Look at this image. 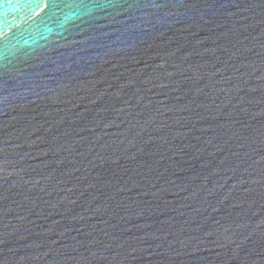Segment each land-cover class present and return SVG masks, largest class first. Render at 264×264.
Wrapping results in <instances>:
<instances>
[{
    "label": "water",
    "instance_id": "obj_1",
    "mask_svg": "<svg viewBox=\"0 0 264 264\" xmlns=\"http://www.w3.org/2000/svg\"><path fill=\"white\" fill-rule=\"evenodd\" d=\"M0 264H264V0H0Z\"/></svg>",
    "mask_w": 264,
    "mask_h": 264
}]
</instances>
